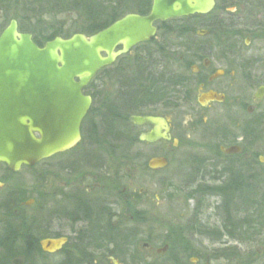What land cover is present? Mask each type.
<instances>
[{
	"label": "rangeland",
	"instance_id": "obj_1",
	"mask_svg": "<svg viewBox=\"0 0 264 264\" xmlns=\"http://www.w3.org/2000/svg\"><path fill=\"white\" fill-rule=\"evenodd\" d=\"M29 1L33 0H27L28 3L25 4V7L30 6ZM77 1L79 4L81 3L80 0ZM259 1L262 4V11H260L261 14L258 17L260 19L264 14V0ZM67 2L71 3L72 0H67ZM219 5L218 11L217 9L215 10L216 16L219 15V11L223 10H221L223 3L220 0L218 1ZM25 7L24 4L14 7L10 3L7 10L8 23L9 20L11 21L17 16L20 20L23 18L27 26H37V20L33 18V13L26 11L28 7ZM66 7L67 10L58 7L54 19L62 23V31L65 34L72 36L75 32L85 29L84 14L79 7L73 4H69V7L68 5ZM59 10L61 12H58ZM224 11L235 15L238 9L237 6L230 5ZM41 20L50 22L52 19L46 16L41 18ZM239 24L242 25V22ZM198 31L201 33L203 29L199 28ZM196 37L204 39L203 43L213 41L216 44L212 40V34L208 37L206 36V38L203 35L196 34ZM247 42L248 44L246 45ZM179 43H182V46L188 44L187 41ZM236 50L241 51H238L241 56L237 60L232 59V64H236L241 70L239 77L235 79L234 90L240 88L239 85L244 84L246 86L244 89V95L246 96L245 106L241 110L233 109L230 111L223 109V111H219L214 108L212 110H201L202 116L204 118L208 117V122L203 125L200 122H191L192 119L188 110L182 107L183 104L181 102H178L180 106L175 109L157 106L153 111L160 115L163 114V116H167L172 120L173 139L178 140V144L172 145V142H167L157 145L144 143L134 146L129 145L124 149L127 152L125 154L127 157L121 158V156L113 154L111 152L112 145H108H114L115 143L100 142L98 136L97 138L91 135L87 139L82 140L75 149L53 156L34 167H23L17 173H11L7 171L5 166L0 165V202L7 197L8 193H16L15 212L18 216H22L30 222L33 221L37 226L47 227L52 236L57 234L65 236L70 232V225L60 214L63 212L62 209H65L69 197L72 198L80 194L85 195L86 186L88 184L92 186L94 182L106 189L114 186L116 192L113 195L117 196L118 192L117 198L121 202L123 210H125L124 214L128 215L129 213L133 217L146 218L147 222H126V228L136 229L139 234L135 244V248H137L135 256H97L93 264H113L112 259L119 264H174L170 258L179 262V258L176 256V249L172 247L173 242H169V240L172 239L173 235L179 233L180 229L186 230L192 226L191 219L196 216L195 212L196 214L200 212L199 219H202V221H207L213 225L218 222L215 216L216 204L219 203L218 197H206L200 193L194 194L190 189L185 188V186L195 184L196 175L199 173L198 171L202 170V165H198L199 160L212 158L216 160L215 162L218 165H222L226 159L220 156L221 153L218 150L220 145L227 144V136H232L241 131L250 141L253 140L254 142L252 143L251 153H259L264 156V103L258 109H255L252 115H246V106L248 107V105L252 104L250 95L255 92L256 84L264 81V38L249 33L241 40ZM172 51L177 56L181 57L183 55L181 47L172 49ZM221 52L219 48H216L215 53L217 55H221ZM139 53H141L140 47H134L128 54L118 58L113 65L104 68L97 75L94 84L101 87L99 90L102 92L100 96L103 95L108 101H112L113 97L119 94L121 91L119 82L113 80L111 74L118 71L123 72V69V73L128 76L135 73V69L138 68L136 59L137 57L139 58ZM162 64L165 65V61ZM127 65L128 69L125 67ZM179 65H181L180 62ZM179 65H175L179 69L173 68L181 72ZM241 75H243V81L241 80ZM226 80L232 81L229 77ZM234 90L229 96L231 101L238 91L235 92ZM100 101L101 99H99ZM97 105L98 103L94 108ZM219 117L222 118V121L218 120ZM100 123L101 117L92 114L88 118L87 126L93 131L99 128ZM248 123H251L250 125L257 124L259 130L258 138L255 140L254 131L252 133L248 132ZM237 124H240L241 127L235 128L234 126ZM98 142L100 144L103 143V147H98ZM98 150L101 154L99 163L102 167L98 166L100 164L86 167V164H92L95 159L93 160L90 155L83 157L82 154L92 152L93 155H96ZM158 153L164 154L170 162L166 169L154 172L148 168L147 163L156 157ZM220 168L215 169L217 173L213 172L212 174L218 175ZM256 169L258 171V174H256L257 181L260 183L259 185L263 186L260 192L264 193V165H259ZM95 177H98L97 180ZM203 183L204 185L200 184L207 186L206 181ZM210 184L212 185V183ZM125 189L129 195L134 194L138 199L135 210L130 209V212H126L127 207L123 201V191ZM201 203L204 206L196 209ZM202 221L200 222L201 224ZM120 228H123V226H120ZM250 236L247 245L248 253L245 256L246 260L248 259V262L253 259V264H264V237L256 235V233ZM146 240L151 241L156 247H163L166 243H170V252L156 258L144 250L143 243ZM66 252L69 255H74V252L70 249ZM61 253L54 254L52 258L46 257L43 260L52 264H60L65 258L64 253ZM137 259H141L142 262H137ZM211 264H224V261L221 263L212 262ZM231 264L237 263L231 262Z\"/></svg>",
	"mask_w": 264,
	"mask_h": 264
},
{
	"label": "trees",
	"instance_id": "obj_2",
	"mask_svg": "<svg viewBox=\"0 0 264 264\" xmlns=\"http://www.w3.org/2000/svg\"><path fill=\"white\" fill-rule=\"evenodd\" d=\"M220 1L223 3V7H221L223 10L219 11L218 16L215 15V10L218 11L220 5L207 16H189L165 23H157L156 38L149 44L138 46L141 53L136 59L138 68L135 69V73L128 76L123 73V69V72L118 71L111 74V78L119 82L121 90L119 109L112 108L114 105L112 102L107 105L106 109L103 110L104 112L101 111L102 113L98 112L99 104L93 108L89 114L99 115L101 123L99 128L93 131L88 128L87 124H84L82 127L83 140L91 135L103 139L119 138L120 142L108 145H112L111 152L113 154L126 158L127 152L124 149L129 145L140 144L138 137L141 132L129 122L131 116L160 115L153 111L157 106L175 109L180 106L178 102H187L188 97L174 89L179 81L184 80L185 72L181 74L173 67L176 64L179 65V62L181 65L184 62L185 65L183 66L188 68L192 65V55L188 53L193 52L194 47H196L193 46L194 44H202L204 40L196 37L199 28L206 29L212 34L216 48L222 52L236 50L241 40L249 33L264 38V14L260 19L258 18L261 14L260 11H262V4L259 0ZM80 2L79 4L77 0H72L71 3L67 0H33L29 3L30 6H27L26 11L33 13V18L37 20V26L29 27L23 18L20 20L17 16L15 19L19 23L20 32L33 34L34 42L39 47H43L45 43L54 41L56 37L65 39L71 37L62 31V23L54 19L58 7L66 10V6L69 7V4L79 7L84 14L85 29L75 32V34L82 33L87 36H92L106 29L129 13L148 15L152 7V0H80ZM27 3V0L22 2L24 7ZM7 5H10V2L7 1ZM230 5L237 6V14L225 13L224 8ZM60 10L58 12L62 11ZM46 16L52 20L50 22L42 21L41 18ZM240 22L242 25L239 24ZM241 26L243 27L241 28ZM184 41H187L188 44L182 46V43L179 42ZM177 43L180 45H175ZM180 47L183 50L181 57L172 51V49ZM163 61H165V65L162 64ZM125 67L129 68L128 65ZM96 79L97 76L94 80ZM94 80L90 89L99 91L101 87L95 86ZM250 124L248 123L247 129L249 133L254 131L255 140L258 138L259 129L257 124ZM252 143H254L253 140L250 141L247 138L243 145L245 153H251ZM102 144L98 143L97 146L103 147ZM88 154L91 155L92 152ZM253 155L256 163L259 164L257 158L260 154L254 153ZM256 174L248 167H239L233 172V184L247 187L257 186L260 183L257 181ZM224 195L226 196L227 207L231 211V218L239 219L246 228L248 235L256 233V235L264 237V193H252L250 191L235 194L229 192ZM16 202L17 196L14 192L8 193L7 197L0 202V264H52L43 259L52 258L54 255L42 252L40 242L47 238L61 237V235L52 236L47 227L37 226L33 221L30 222L24 217L18 216L15 212ZM102 230H105L104 226L91 224L83 227V230H80V234L84 238L81 244L75 242L71 246H66L61 253H64L65 262L62 260L60 264H93L96 257L87 255L85 252L90 249V245H101L103 238L100 239V237L104 234ZM69 249L79 253L74 252V255H69L66 252ZM170 260L174 264L179 263L173 258ZM137 262L142 261L137 259ZM252 262L253 259H250L247 263L253 264Z\"/></svg>",
	"mask_w": 264,
	"mask_h": 264
},
{
	"label": "water",
	"instance_id": "obj_3",
	"mask_svg": "<svg viewBox=\"0 0 264 264\" xmlns=\"http://www.w3.org/2000/svg\"><path fill=\"white\" fill-rule=\"evenodd\" d=\"M151 6L148 15L129 13L90 37H56L43 47L34 42L33 34L21 33L16 20L11 21L0 35V164L17 173L77 147L82 122L92 106V98L83 91L97 73L137 45L152 42L158 32L156 23L208 15L216 0H152ZM263 96L261 87L255 98ZM202 100L222 102L224 98L209 92ZM129 121L151 127L139 137L142 143L171 141L168 118L141 115ZM221 150L226 154L243 151L239 146ZM259 160L264 164V156ZM147 164L151 170L169 165L164 157ZM67 242L64 237L48 238L40 246L42 252L55 254Z\"/></svg>",
	"mask_w": 264,
	"mask_h": 264
},
{
	"label": "flooded vegetation",
	"instance_id": "obj_4",
	"mask_svg": "<svg viewBox=\"0 0 264 264\" xmlns=\"http://www.w3.org/2000/svg\"><path fill=\"white\" fill-rule=\"evenodd\" d=\"M7 1L10 2L14 7H19L22 5L23 0H0V34L4 31V29L11 23H8V5ZM218 1L216 0V8L218 6ZM229 1V0H225ZM231 1V0H230ZM226 8V7H225ZM224 8V9H225ZM195 16H206V15H195ZM19 25V23H18ZM207 33L203 34V36L211 35L208 30ZM198 34V32H197ZM252 37V36H251ZM214 42L208 43H196L193 46V52H189L188 54L192 55L193 63L188 67L179 65L181 74H184V80L179 81L178 85L174 88L178 92H181L182 95L187 96V102L182 101V107L188 110L189 116L192 119L191 122H200L206 124L208 122V117H203L201 110H212L217 109L219 111L226 110H241L245 106L246 96L244 95L245 85H239L240 88L234 90L235 87V79L239 77V72L241 70L236 64H232V59H239L241 56L240 52L237 50L231 51H223L217 55L215 53L216 45ZM248 42L246 43V45ZM202 46V47H201ZM219 54V53H218ZM183 59V57H182ZM117 61V60H116ZM187 64V63H186ZM176 68V67H175ZM174 68V69H175ZM179 69V68H176ZM229 77L232 81H227L226 78ZM243 75H241V80L243 81ZM249 77V76H248ZM92 83V81H91ZM91 83L87 85V87L83 91L84 96H89L92 98V106L89 111L91 113L94 106L98 103L100 108L98 112H101L106 109L107 105L112 102L115 110L119 109L120 105V92L115 95L112 101H108L105 96H100L101 91H93L90 89ZM264 87V82H261L256 86L255 92L250 95L251 105L246 106V115H252L255 109H258L260 105L264 103V96L257 99L255 98L258 90ZM236 92L235 97L232 98L230 93ZM209 92H214L219 96H222L224 100L220 101H210L202 100V95L207 94ZM102 97V98H101ZM99 99L101 101L99 102ZM228 107V108H225ZM84 118L81 126L87 124V118L90 114ZM228 114V113H227ZM230 114V113H229ZM142 115V114H141ZM136 115V116H141ZM142 116H156V117H164L167 116L162 115H150L144 114ZM130 119V118H129ZM219 121H222V118L219 117ZM172 121V120H171ZM170 121V135L172 145L178 144V140L173 139L172 134V122ZM229 121V120H228ZM130 122V121H129ZM132 123V122H131ZM229 123V122H228ZM230 124V123H229ZM134 125V124H132ZM232 125V124H230ZM234 125V124H233ZM140 130L139 137L142 133H147L151 130L150 126L139 127L134 125ZM247 126V125H246ZM235 128H240L241 125L237 124L234 126ZM247 128V127H245ZM138 137V139H139ZM223 138V137H222ZM221 138V141L223 142ZM99 141L110 142V143H118L121 140L119 138H98ZM226 139V138H224ZM83 140V137H82ZM140 141V140H139ZM176 141V142H175ZM247 141V137L241 131L240 133H235L232 136H227V144L220 145L219 151L220 156L226 159V161L222 165H218L212 158H202L199 160L198 165H202V170L198 171L199 173L196 175V181L192 186H185L186 189H190L192 193H200L205 195L206 197H218L219 203L216 205V214L218 222L216 225L210 224L207 221H202L199 219L200 212L195 215L198 217H194L191 219L192 226L188 229L183 230L180 229V232L173 235L172 239L169 242H173V248L176 249V256L179 258V264H211L212 262L221 263L224 261V264H248L246 260L247 255V245L250 239V235L246 233V228L243 226L242 222L237 218H231V211L227 207L226 204V196L225 193H259L263 188L261 185L247 187L234 185L233 172L239 167H248L252 169L254 172L258 174L256 167L259 165H264L260 163L259 157L263 155H259L257 158V162L254 160L253 153H245L243 145ZM98 142V143H100ZM142 143V142H140ZM167 143L163 141H158L156 143L153 142L154 145ZM147 144V143H144ZM147 144V145H153ZM233 146H239L243 150L241 153L237 154H226L221 149H228ZM98 148V147H96ZM75 149V148H74ZM117 150V148H114ZM97 151V150H95ZM90 154H82L83 157ZM90 156L93 157L94 162L92 164H86L85 166H97L101 158V154ZM103 156V155H102ZM164 157L170 162L169 159L162 153H158V155L154 158ZM153 159V158H152ZM148 165V164H147ZM100 168L102 165H98ZM169 166V165H168ZM167 166V167H168ZM219 166V167H218ZM166 167V168H167ZM221 167V168H220ZM149 168V166H148ZM164 168V169H166ZM219 169L218 175L212 174L216 172L215 169ZM236 168V169H235ZM150 169V168H149ZM151 170V169H150ZM163 170V169H159ZM234 170V171H233ZM158 171V170H152ZM117 172V171H116ZM111 173V172H110ZM217 173V172H216ZM96 180L98 177H95ZM198 181V182H197ZM206 181L207 186H203ZM203 185H201V184ZM212 183V185L210 184ZM233 184V185H232ZM114 186L112 188H103L100 184L94 182L91 186L88 184L86 186V194L74 197H69L67 201V205L65 209H62L63 212L60 214L63 216L62 218L67 220L70 225V232L66 234L64 237L68 240L66 246H71V244L79 243L81 244L83 236L80 232L83 230V227L87 225H97L104 226L105 230H102L103 235H101L100 239L103 238L101 245H90V249L85 252L87 255L93 257H103V256H120L124 255L127 257H133L136 254L135 244L138 237V232L136 229L126 228V222H136V223H145L146 218L141 217H133L124 214L125 210H123L121 202L118 200V192L117 196L113 195L116 192ZM123 201L126 204V212H130V209L135 210V206L137 205V196L129 195L127 190L123 191ZM116 198V199H115ZM127 200V201H126ZM204 204L201 203L199 207H203ZM122 208V210H121ZM202 212V211H201ZM140 214L139 212H137ZM237 213V212H235ZM202 221V224L200 223ZM123 226V228H120ZM125 226V227H124ZM81 230V231H80ZM60 238V237H59ZM100 241V240H99ZM196 243V244H194ZM171 244L166 243L163 247H156L151 241L146 240L143 243V248L147 253H150L152 256L156 258L162 257L165 254L170 252ZM64 251L62 249L60 252ZM79 253L77 251H74ZM55 253V254H58ZM49 255H54L49 254ZM114 259H112L113 264H115Z\"/></svg>",
	"mask_w": 264,
	"mask_h": 264
}]
</instances>
